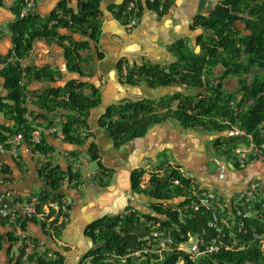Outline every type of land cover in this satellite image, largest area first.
<instances>
[{
    "label": "trees",
    "instance_id": "obj_1",
    "mask_svg": "<svg viewBox=\"0 0 264 264\" xmlns=\"http://www.w3.org/2000/svg\"><path fill=\"white\" fill-rule=\"evenodd\" d=\"M128 1L125 0L117 8L116 18L124 23L128 22L129 17L126 12ZM142 2L157 11V3L138 0L136 6L140 11ZM22 3L23 0H15L11 7L14 19L7 25V30L12 47L7 55L0 56V79L5 91V95L0 93V115L8 122L0 124V143L9 135L28 138L33 131L32 124L43 126L44 129L54 125L49 114L63 110L67 114L59 122L64 137L62 141L81 146L89 137L86 119L90 111L100 105L99 91L76 80L69 81L60 88L30 90L32 83H54L58 79L57 73L48 68L36 69L21 63L29 55L34 40L55 39L61 43L65 37L58 30L67 29L86 38L84 42L70 41L69 45L64 46L67 60L74 65L72 71L79 73L77 64L86 61L78 52L88 49L90 42L96 43L100 33L98 0H78L76 14L60 7L59 13L46 18L31 13L19 19ZM170 4L171 1H166L162 4V11L157 12L164 14ZM237 23L242 26L241 30L237 29ZM193 28L209 33L204 32L197 37V53L188 40H178L169 48L176 58L174 63L165 66H133L127 70L126 83L134 86L143 82L151 89L184 86L202 92H175L156 101L144 98L108 106L98 124L107 131L115 145L141 137L151 124L170 119L181 127L199 128L210 134L232 132L236 128L242 137H250L254 145L264 147V0H220L208 16L194 18ZM216 66H220L222 72L211 77V69ZM227 78L236 80V91L225 89L223 81ZM85 89H89L87 94ZM173 103L174 108L171 107ZM26 114L31 118L30 121L25 117ZM81 129L86 131L84 138L80 137ZM235 138L238 135L227 137L231 140ZM221 140L218 137L215 145H220ZM35 148L45 154L54 151L48 146L46 137H42L41 145ZM87 153L90 160L100 164L93 146H90ZM78 170L63 172L56 165L51 167L50 162H47L38 171L37 174L47 189L40 190L35 196L37 213L46 207L50 215L56 213L68 217V213L62 211L66 199L62 192L66 185L76 189L80 184ZM97 174L104 175L101 167ZM145 175L146 190L140 188L141 178ZM173 179H178L179 184L173 185ZM197 187L198 183L194 179L184 175L172 163L133 173L132 190L155 201L148 207L151 213L136 211L126 216H107L90 225L86 234L100 245L88 252L80 264H177L178 260L181 264H264V239L250 240L243 249L228 252L222 250L214 256L199 258L195 262L177 253H169L160 258L152 256L154 259L145 255L127 258L126 261L119 260L141 248L139 240L151 233L147 222L153 221L158 227L170 229L176 224L184 233V238L193 232L206 230L207 213L196 212L192 219L182 223L177 221L176 214L167 204L171 198L185 197ZM0 220L7 223L6 219ZM244 224L247 234L253 229L264 233V223L255 216L244 220ZM65 225L66 223H59L54 219L50 222L49 229H45L43 224L40 227L54 239ZM171 234L173 238H177V230H171ZM38 247L37 243L31 252H26L23 245L18 251L15 264H64V258L59 253H38ZM23 257H26L25 261Z\"/></svg>",
    "mask_w": 264,
    "mask_h": 264
},
{
    "label": "crops",
    "instance_id": "obj_2",
    "mask_svg": "<svg viewBox=\"0 0 264 264\" xmlns=\"http://www.w3.org/2000/svg\"><path fill=\"white\" fill-rule=\"evenodd\" d=\"M124 1L98 0L101 14L100 33L96 43L90 42L88 49L78 52L86 61L77 64L79 73L72 71L74 65L67 60L64 46L69 45L70 41L84 42L85 37L67 29H59L58 33L65 37L61 43L55 39L34 40L29 55L21 64L36 69L54 70L58 79L54 83H32L29 89L42 91L50 87L60 88L67 82L76 80L97 89L100 104L105 109L115 105V101L139 100L143 98L140 96L144 95L159 99L179 91L185 94L202 92L184 86L151 89L143 82L132 86L126 83V75L127 70L133 66H165L174 63L176 58L169 48L178 40H188L197 53L196 50L199 49L197 37L205 31L193 28V20L196 16H208L220 0H172L164 14L142 2L141 14L133 28H128L127 23L116 18L117 8ZM14 2L15 0H2L0 3V56H5L11 51L12 44L7 25L14 19L11 9ZM60 7L76 14L78 0H37L33 13L40 18H46L53 13H59ZM237 24V29H242V26ZM211 72V77L218 76L222 68L213 67ZM223 85L230 92L238 89L235 79H224ZM84 92L87 94L89 89H85ZM0 93L5 95L1 79ZM105 100L106 106H103ZM101 113L102 111H90L86 119L89 137L81 146L68 144L53 136L47 137L48 146L54 149L53 164L61 171L67 172L69 169L74 171L69 161L60 155L61 152L66 151L80 159L90 160L87 151L93 146L99 157L98 169L101 167L104 175L97 174L98 170L92 173L84 172L85 166H82L83 168L78 170L81 180L77 188L72 189L67 185L63 188L62 193L70 201V208L66 225L58 237L51 238L38 223H26L25 230L29 238L38 243V253L51 254L50 252L54 251L63 256L64 264H80L88 252L100 245L87 236L86 231L90 225L104 217L118 215L126 208L142 213L150 211L148 207L155 201L143 193L132 190V174L149 171L168 163L177 165L178 170L185 172L186 176L196 180L202 187H215L219 198L226 203L243 191L253 179L260 182V195L264 197V163L249 160L244 168L232 169L231 163L228 165L225 159L207 155L206 143H213L215 149H218L219 145H215L218 137L238 135L243 146L248 147L249 138L242 137L238 129L208 134L199 128L181 127L167 119L151 124L141 137L115 145L107 131L99 127ZM65 114L67 112L63 110L49 114V119L55 123L52 126L60 129L59 122ZM0 121V124H8L2 116ZM210 163L215 166L210 168ZM0 164L2 167L0 178L3 180L0 184V193H9L14 198L28 201L40 190L47 189L24 149L20 150L18 160L0 155ZM146 178L147 175L143 176L140 183ZM140 187L144 188L142 184ZM171 202L174 201L169 203L172 204ZM18 247L11 225L0 220V264H15Z\"/></svg>",
    "mask_w": 264,
    "mask_h": 264
},
{
    "label": "built area",
    "instance_id": "obj_3",
    "mask_svg": "<svg viewBox=\"0 0 264 264\" xmlns=\"http://www.w3.org/2000/svg\"><path fill=\"white\" fill-rule=\"evenodd\" d=\"M166 1L172 0H149L151 3L158 4V12L162 11V4ZM36 2L37 0H23L18 18L22 19L33 13ZM137 2L138 0H129L127 3L128 28L136 26L140 16L138 14H141L136 6ZM25 117L28 121L31 120L28 114ZM32 128L33 131L28 138L21 135L7 136L6 140L0 143V155L18 160L20 150L24 149L34 163L35 172L38 173L47 162H50L51 167L54 166L53 153L45 154L35 148L41 145L42 137L53 136L60 141L64 137L60 129L55 126L44 129L43 126L32 124ZM85 136L86 131L81 129L80 137L84 138ZM233 153L235 155V167L238 169L244 168L249 160L264 163V147L256 146L251 142L248 147L234 149ZM60 155L69 161L73 170H81L82 166L86 165V159H80L69 152L64 151ZM1 169L0 164V172ZM2 183L3 180L0 178V184ZM177 184H179L178 179H173V185ZM260 194V182L253 179L243 191L238 193L229 203H226L219 199L213 191L198 184L196 190L185 197L171 198L170 201L173 200L174 202L170 204L168 201L167 204L169 203V208L176 214L177 221L182 223L192 219L196 212L207 213L206 230L193 232L184 238V233L176 224L173 225V229H170L164 226L158 227L153 221L147 222L151 233L139 240L142 243L141 248L120 257L119 260L126 261L127 258H139L145 255L152 259L154 256L160 258L169 253H177L186 256L191 262H195L199 258L214 256L222 250L228 252L243 249L250 240L264 239V233H258L253 229L247 234L244 228V220L250 216H255L264 223V199ZM36 204L35 196H32L28 201H23L12 197L9 193H0V219H6L7 223L11 225L13 237L19 245L18 249L24 245L26 252H31L34 245L37 244L29 238L25 230L26 223L37 222L39 225L43 224L45 229H49L50 222L54 219H57L59 223H66L68 219V217L56 213L48 214L46 207L37 213ZM69 208L70 201L66 199L63 202L62 211L69 213ZM135 212V209L126 208L120 215L126 216ZM171 230H177V238H173ZM25 259L26 257H23V261ZM177 264H181L180 260L177 261Z\"/></svg>",
    "mask_w": 264,
    "mask_h": 264
},
{
    "label": "rangeland",
    "instance_id": "obj_4",
    "mask_svg": "<svg viewBox=\"0 0 264 264\" xmlns=\"http://www.w3.org/2000/svg\"><path fill=\"white\" fill-rule=\"evenodd\" d=\"M238 25V24H237ZM241 30V29H240ZM199 51V49H197L196 50V52H198ZM181 93V92H180ZM198 93H201V92H198ZM198 93H193V94H198ZM182 94H185V92H182ZM192 94V93H191ZM163 95H165V94H163ZM140 97H143V98H141V99H149V100H155V99H157L158 100V98H156L155 96L154 97H151L150 95H144V96H140ZM141 99H139V100H141ZM126 101H129V100H126ZM133 101H137V100H133ZM156 101V100H155ZM116 102V104H119V103H121V102H117V101H115ZM122 102H124V101H122ZM106 100H105V102H103V106H106ZM155 104H156V102H154ZM115 104V105H116ZM98 107H100V108H102L103 109V107L101 106V104L98 106ZM171 107L172 108H174L175 107V103H173L172 105H171ZM95 109H97V108H95ZM94 112H99L98 110H94ZM1 116V115H0ZM1 122V121H0ZM57 128V127H56ZM58 129V128H57ZM206 132V131H205ZM208 133V132H207ZM208 134H210V133H208ZM234 148H238V149H242V148H244V146H243V143L242 142H240V139H238V138H235V139H227V138H222V140H221V143H220V145H219V148L218 149H215V146L213 145V143H209V142H207L206 143V152H207V155H208V157H213V156H216V157H220V158H223V159H225V161L227 162V164L229 165L230 163H231V166H233L232 167V169H235L236 167H235V155H234V153H233V149ZM54 154V153H53ZM78 157V156H77ZM215 166V165H214ZM213 165H212V163H210V168H213L214 167ZM84 169V172H88V173H92V172H94V171H97L98 170V165H97V163L95 162V161H92V160H88L87 159V163H86V165H85V168H83ZM184 175H186V173L185 172H182ZM141 180H142V178H141ZM110 181V180H109ZM196 181V180H195ZM197 182V181H196ZM140 184H142V186L143 187H145V184H146V181L145 180H143L142 181V183H140ZM141 188V187H140ZM205 188H207V187H205ZM144 189V188H143ZM145 189H147V188H145ZM207 189H209V190H211V191H213L215 194H216V196L219 198V195H218V193H217V190L215 189V187H213V188H207ZM150 191V190H149ZM220 199V198H219Z\"/></svg>",
    "mask_w": 264,
    "mask_h": 264
},
{
    "label": "water",
    "instance_id": "obj_5",
    "mask_svg": "<svg viewBox=\"0 0 264 264\" xmlns=\"http://www.w3.org/2000/svg\"><path fill=\"white\" fill-rule=\"evenodd\" d=\"M95 108H97V109H95ZM95 108L92 109V112H93L94 110H98V111H100V112L102 111L101 115L99 116V117H102L103 114H104V112H105V110H104L105 108L102 109V108H100V107H98V106L95 107ZM97 119H98V118H97Z\"/></svg>",
    "mask_w": 264,
    "mask_h": 264
},
{
    "label": "clouds",
    "instance_id": "obj_6",
    "mask_svg": "<svg viewBox=\"0 0 264 264\" xmlns=\"http://www.w3.org/2000/svg\"><path fill=\"white\" fill-rule=\"evenodd\" d=\"M249 138V141L251 142V143H253L252 142V140H251V138L250 137H248ZM263 163V162H262ZM198 183V182H197ZM199 184V183H198ZM263 199H264V197H263ZM149 213H151V211L149 212Z\"/></svg>",
    "mask_w": 264,
    "mask_h": 264
},
{
    "label": "flooded vegetation",
    "instance_id": "obj_7",
    "mask_svg": "<svg viewBox=\"0 0 264 264\" xmlns=\"http://www.w3.org/2000/svg\"><path fill=\"white\" fill-rule=\"evenodd\" d=\"M179 93H180V91H179ZM181 94H182V92H181Z\"/></svg>",
    "mask_w": 264,
    "mask_h": 264
}]
</instances>
